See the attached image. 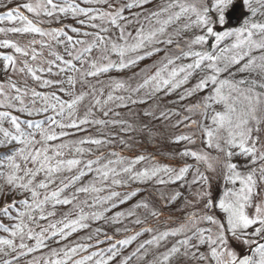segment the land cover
Instances as JSON below:
<instances>
[{"label":"snow or ice","instance_id":"6c2138e0","mask_svg":"<svg viewBox=\"0 0 264 264\" xmlns=\"http://www.w3.org/2000/svg\"><path fill=\"white\" fill-rule=\"evenodd\" d=\"M237 6L240 22L228 27ZM0 7L7 9L0 12L7 25L0 27V232L9 236L0 238V255L12 257L3 264L42 249L48 258L28 264H264V0H25ZM126 71L127 79L111 77ZM173 96L167 102L183 112L157 115ZM117 109L136 115L139 126ZM209 111L210 126L192 119ZM172 116L179 117L172 127L207 137L204 149L178 153L183 166L145 154L128 158L112 147L131 148L129 134L152 136L148 118ZM112 128L118 131H106ZM170 142L196 144L185 134ZM209 172L224 182L216 196ZM153 182L177 186L167 203L190 209L177 227L160 230L132 209L113 212L137 196L131 185ZM133 208L162 215L143 197ZM121 217H135L130 222L140 229L117 238L133 231ZM97 221L114 227V235L95 229L104 236L96 243L108 241L107 248L80 255L90 245L51 246Z\"/></svg>","mask_w":264,"mask_h":264},{"label":"trees","instance_id":"16d2710c","mask_svg":"<svg viewBox=\"0 0 264 264\" xmlns=\"http://www.w3.org/2000/svg\"><path fill=\"white\" fill-rule=\"evenodd\" d=\"M0 2L8 3L9 7H14L19 3L25 2V0H0ZM6 10H7L6 8L0 7V12H4ZM25 14L30 15L26 12ZM66 23L72 26H78V25H75L71 19L67 20ZM3 26H7L6 23L0 24V27H3ZM227 26L230 27L228 23H227ZM69 34H72V33L69 31ZM2 38H4L3 34H0V39ZM37 38L39 39V37ZM45 55L47 56V51H45ZM150 63H151L150 60H146L142 62L140 67H143L144 64H150ZM135 70H138V69H135ZM130 75H131V71H126L125 73H120V74H117L115 72L111 73L112 79H116V80L127 79L128 76ZM101 79L107 82V77L102 76ZM97 87H99V85H97ZM119 94H123V93H119ZM174 97L175 96L169 97L166 99L170 101L171 98H174ZM87 102L88 101L86 100L85 104ZM168 105L169 103H166V102L161 103L160 108L156 110L157 115H159V112L161 110H165V109H174V110H179L183 112V109L180 106H179L180 108L179 107L166 108ZM117 110L121 112V115L123 118L128 119L129 121H135L137 123V126H139V119L136 115L129 113L127 109H117ZM139 110H140L139 108H134V112H138ZM184 114H187V113H184ZM177 119H179V117L172 116L171 119L169 120L171 121V123H169V125L166 126L165 120H153L151 118H148L145 122L148 123L150 128L152 129L151 137H149L147 134L131 133L129 135L133 136L134 141H135L131 148H124L122 145H119L118 143L113 145L112 147L117 151H121L123 149V155L127 156L128 158H132L134 155H138V154H145L150 157L155 156L161 165L168 164L175 168L183 166V164L185 163V160L181 159L178 153L182 152L185 147L195 150V147L198 144L197 143L198 139H195L196 140L195 145H189V144H186L185 142H182L181 144L171 143L170 141L177 135H181V134L193 135V138H194V135L197 136V133L192 134L196 131V128H185L183 125L175 127V128L172 127V125L176 123ZM192 119L196 120L194 115H192ZM106 131L117 132L118 128H112ZM93 134L94 135L96 134L95 131L93 132ZM186 160H187V163H190V164L195 163L193 162V160H191V158L190 160L186 158ZM212 184H213V195L216 196L220 194L223 190L224 182L222 180L212 179ZM131 187L134 190L138 189L137 196L134 197L128 203L124 205H120L117 209H114L113 212L124 211L125 214H127L128 210L132 209L136 212L137 216H139L141 219H144L145 217H147L148 221L151 223L153 227H158L160 230H165L168 228L177 227L179 222L182 221L187 216L188 211H190V209H185L184 206H181V205L179 206L180 202H177L176 205H172V206L168 204L166 197L163 194L165 186L155 185L153 182L150 184H139V185L133 184L131 185ZM168 187L175 188V186H168ZM162 195L165 197V199H161ZM141 197H143L144 200L148 201L150 205H154L156 209H158L162 213V215L159 218H152L151 216L148 215V212L145 209L143 208L134 209L133 206L138 201L141 200ZM80 199L83 200L85 199V197L82 195ZM63 210L65 209H61V211ZM85 211L88 212L90 210L85 209ZM139 213H141V215H139ZM106 215H111V213H106ZM57 218H59V216ZM134 219L135 217H127V218L121 217V220L124 222V225L133 231L130 233H124V232L116 233L115 235L117 236V238H121V239L126 238L127 235L134 234L135 230L140 229L139 225H135L134 223L130 222ZM103 224H104L103 221L92 222L90 228L79 230L76 233H73L72 236L69 237L68 240L61 242L59 246H57L56 244H51V246L56 247L58 249L59 247H63L65 245L72 246V244L74 243L90 245V247L87 249V252H81L80 255H86L88 253H91L92 251H98L100 249L107 248L108 244L110 243L108 241H105L103 244L96 243L97 239L103 240L104 236L103 234H101L99 235V237H97L95 233V229L96 227L99 226L103 229V231H106L108 235H114V227L107 225V224L105 225ZM90 235L93 237L92 240L87 239V237ZM0 238H9V236L6 233L0 232ZM140 239L141 237H138L137 241H134L132 245H129L127 250L131 251L132 249H134V247L136 246V244L139 242ZM114 242L115 240L112 241V243ZM28 243L34 244V242H28ZM5 250L9 251L8 249H5ZM48 255H49L48 249H42L38 252L32 253L31 255L27 257H21L20 264H28V262L32 260L33 257L39 258L43 256L45 259H47ZM11 258H12L11 255L8 257H4L0 255V264H3L4 259H11Z\"/></svg>","mask_w":264,"mask_h":264},{"label":"rangeland","instance_id":"374dc122","mask_svg":"<svg viewBox=\"0 0 264 264\" xmlns=\"http://www.w3.org/2000/svg\"><path fill=\"white\" fill-rule=\"evenodd\" d=\"M234 11H236L237 16L240 18L241 17V10H240L239 6H237V8ZM172 99H175V97L171 98V100ZM167 101H169V100L166 99V103H168ZM185 104H187V102H185ZM179 106H180L179 104L173 105V104L169 103V105L166 108H174V107H179ZM211 114H212L211 111H209V113L206 115H201V114L197 113V114H194V116H195L196 120L201 125L210 126L212 123L211 119H210ZM169 123H171V121L167 120L165 125L168 126ZM196 133H197V136L194 135V139H198L197 140L198 144L196 145L195 150L204 149V145L206 144L207 137L202 136L201 131L198 128H196V131L192 134H196ZM205 150H207V149H205ZM207 151H210L212 155H215V152H212L211 150H207ZM187 159L190 160V158H187ZM191 160H192V158H191ZM201 171H205V166H203V165L201 166ZM207 174L210 175L213 178V180H218V179H216V173L209 172ZM176 188H177V186H175V188L165 187L164 192H163L164 196L167 197L173 191V189L175 190ZM185 195H187V193H185ZM172 205H176V204H171V206ZM180 205L183 206V204L181 202H180L179 206ZM139 215H141V213H139ZM103 225H105V223Z\"/></svg>","mask_w":264,"mask_h":264},{"label":"water","instance_id":"95a60500","mask_svg":"<svg viewBox=\"0 0 264 264\" xmlns=\"http://www.w3.org/2000/svg\"><path fill=\"white\" fill-rule=\"evenodd\" d=\"M240 22V18L237 16L236 11H232L228 16V24L229 26H237Z\"/></svg>","mask_w":264,"mask_h":264}]
</instances>
